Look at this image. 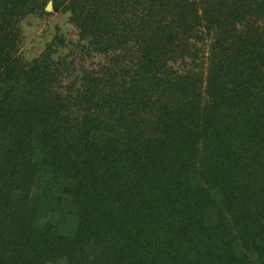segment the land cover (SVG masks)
<instances>
[{
    "label": "trees",
    "instance_id": "1",
    "mask_svg": "<svg viewBox=\"0 0 264 264\" xmlns=\"http://www.w3.org/2000/svg\"><path fill=\"white\" fill-rule=\"evenodd\" d=\"M0 264H264V0H0Z\"/></svg>",
    "mask_w": 264,
    "mask_h": 264
},
{
    "label": "rangeland",
    "instance_id": "2",
    "mask_svg": "<svg viewBox=\"0 0 264 264\" xmlns=\"http://www.w3.org/2000/svg\"><path fill=\"white\" fill-rule=\"evenodd\" d=\"M44 10L45 12L38 11L21 20V55L30 60L41 54L50 43L62 54L79 51L78 31L69 21L68 14L53 12L50 4ZM100 57L96 55L93 60Z\"/></svg>",
    "mask_w": 264,
    "mask_h": 264
}]
</instances>
